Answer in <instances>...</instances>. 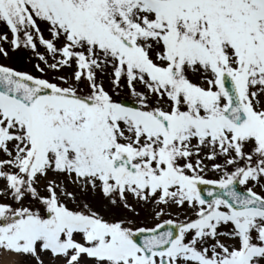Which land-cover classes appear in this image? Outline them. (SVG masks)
<instances>
[{
  "label": "snow or ice",
  "instance_id": "obj_1",
  "mask_svg": "<svg viewBox=\"0 0 264 264\" xmlns=\"http://www.w3.org/2000/svg\"><path fill=\"white\" fill-rule=\"evenodd\" d=\"M9 51L0 264H264V0H0Z\"/></svg>",
  "mask_w": 264,
  "mask_h": 264
},
{
  "label": "rangeland",
  "instance_id": "obj_2",
  "mask_svg": "<svg viewBox=\"0 0 264 264\" xmlns=\"http://www.w3.org/2000/svg\"><path fill=\"white\" fill-rule=\"evenodd\" d=\"M7 47V45H5ZM26 61V55L21 52H11L9 51V59L3 60V58H0V62L6 63V64H12L13 66L16 67H27V64L25 63ZM121 98H130L126 96L125 93L121 92L120 93Z\"/></svg>",
  "mask_w": 264,
  "mask_h": 264
}]
</instances>
